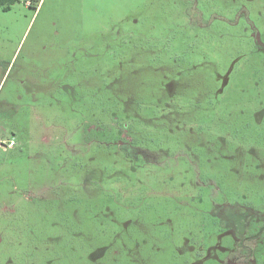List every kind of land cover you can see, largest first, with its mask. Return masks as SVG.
Masks as SVG:
<instances>
[{
	"label": "rangeland",
	"instance_id": "374dc122",
	"mask_svg": "<svg viewBox=\"0 0 264 264\" xmlns=\"http://www.w3.org/2000/svg\"><path fill=\"white\" fill-rule=\"evenodd\" d=\"M0 264H264V0L0 8Z\"/></svg>",
	"mask_w": 264,
	"mask_h": 264
},
{
	"label": "trees",
	"instance_id": "16d2710c",
	"mask_svg": "<svg viewBox=\"0 0 264 264\" xmlns=\"http://www.w3.org/2000/svg\"><path fill=\"white\" fill-rule=\"evenodd\" d=\"M16 0H0V8H3L5 11L9 10L11 5L15 3ZM252 235L251 237H255Z\"/></svg>",
	"mask_w": 264,
	"mask_h": 264
}]
</instances>
